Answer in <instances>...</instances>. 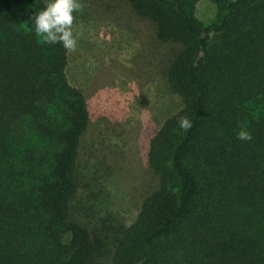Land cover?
<instances>
[{"label": "trees", "instance_id": "obj_1", "mask_svg": "<svg viewBox=\"0 0 264 264\" xmlns=\"http://www.w3.org/2000/svg\"><path fill=\"white\" fill-rule=\"evenodd\" d=\"M125 1L176 45L182 105L150 142L158 188L113 241L72 216L90 115L68 52L32 29L47 2L0 0V264H264V0H212L210 24L199 0Z\"/></svg>", "mask_w": 264, "mask_h": 264}, {"label": "rangeland", "instance_id": "obj_2", "mask_svg": "<svg viewBox=\"0 0 264 264\" xmlns=\"http://www.w3.org/2000/svg\"><path fill=\"white\" fill-rule=\"evenodd\" d=\"M82 2L75 27L83 35L78 50L68 53L66 72L85 95L90 122L78 151L71 212L114 241L159 186L148 151L164 120L182 105L166 78L177 48L160 40L125 0ZM195 15L210 24L217 6L199 0Z\"/></svg>", "mask_w": 264, "mask_h": 264}, {"label": "clouds", "instance_id": "obj_3", "mask_svg": "<svg viewBox=\"0 0 264 264\" xmlns=\"http://www.w3.org/2000/svg\"><path fill=\"white\" fill-rule=\"evenodd\" d=\"M85 4L82 0H50L43 10L30 17L32 29L44 44H61L68 53L78 50V42L83 32L75 27L76 13L83 12ZM179 127L188 132L193 127V122L188 117H181ZM237 139L251 141L252 134L246 129H241Z\"/></svg>", "mask_w": 264, "mask_h": 264}]
</instances>
